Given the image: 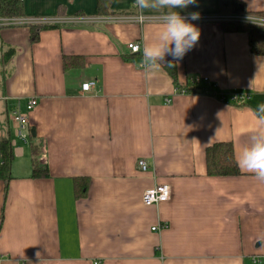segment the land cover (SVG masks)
<instances>
[{"label":"crops","instance_id":"obj_1","mask_svg":"<svg viewBox=\"0 0 264 264\" xmlns=\"http://www.w3.org/2000/svg\"><path fill=\"white\" fill-rule=\"evenodd\" d=\"M240 1L264 11V0ZM97 2L23 0V17L99 19L43 28L36 41L27 25L0 26V139L13 152L11 179H0V264H264V182L240 169L209 176L205 158L208 146L230 142L236 160L256 130L264 55L251 52L246 32L223 26L232 20H218L227 15L219 0H196L176 11L200 13L188 19L199 42L149 70L142 54L161 31L160 13L139 22L135 0H111L101 16ZM70 58L76 64L65 66ZM196 77L214 94L177 88ZM15 111L27 116L20 135ZM31 128L47 177H31ZM79 178L87 190L76 198ZM162 183L170 199L142 205V192Z\"/></svg>","mask_w":264,"mask_h":264},{"label":"trees","instance_id":"obj_2","mask_svg":"<svg viewBox=\"0 0 264 264\" xmlns=\"http://www.w3.org/2000/svg\"><path fill=\"white\" fill-rule=\"evenodd\" d=\"M111 0H98L97 11L98 15L106 16L110 14L107 10ZM219 14L227 15H246L253 14L264 17V11L252 12L246 10L243 2L240 0H219ZM23 0H0V17H23ZM56 25H30L31 41L38 39L39 31L43 28H49ZM227 30L246 32L248 43L252 53L264 55V28L258 25L244 23L240 21H231L223 23ZM74 60V59H73ZM72 58L64 59V65H75ZM171 65V66H170ZM166 68L171 74H174L172 64H167ZM182 92L194 93L201 91H212V86L204 81L199 83L187 82L182 88L177 85ZM214 94V93H213ZM29 142L32 151V172L31 177L42 178L48 176L47 167L41 165L38 161L40 154V141L36 138V133L33 128L28 133ZM206 172L209 176H228L237 175L240 173L236 163L233 147L230 142H218L208 146L205 150ZM13 161L12 146L9 138L0 139V179L8 184L11 179V164ZM87 190L86 179H76L74 183V196L79 198L84 195Z\"/></svg>","mask_w":264,"mask_h":264},{"label":"clouds","instance_id":"obj_3","mask_svg":"<svg viewBox=\"0 0 264 264\" xmlns=\"http://www.w3.org/2000/svg\"><path fill=\"white\" fill-rule=\"evenodd\" d=\"M195 3L196 0H135L134 7L140 10L137 20L142 22L146 19L143 15L145 11H157L162 22L157 39L146 44L143 49V61L147 69L160 67V61L166 55L182 59L199 42L200 30L176 11ZM189 16L191 20L200 19L199 12L190 13ZM258 113L261 114L258 116V126L237 155L236 163L242 172L254 174L258 181L264 182V104L259 105Z\"/></svg>","mask_w":264,"mask_h":264},{"label":"built area","instance_id":"obj_4","mask_svg":"<svg viewBox=\"0 0 264 264\" xmlns=\"http://www.w3.org/2000/svg\"><path fill=\"white\" fill-rule=\"evenodd\" d=\"M127 19V18H123ZM190 19V18H187ZM99 20L96 17H88V16H75L71 18H49V17H0V26H9V25H27L30 26L32 24L39 25H56L61 23H91ZM149 20V17H146L142 22ZM200 20V19H199ZM218 20H232V21H240L244 23L254 24L261 26L264 28V17L259 15H224L218 16ZM139 21V20H138ZM141 22V21H139ZM128 49L131 53H139L140 51V43L132 42L127 44ZM199 81H204L208 85H211V82L207 77H196L191 78L189 83H199ZM94 82L86 81L82 83L81 88L83 91H89L92 89ZM246 98L245 95L235 94L232 99L237 102H241ZM220 101H224V97H220ZM37 104V99L35 97H31L28 99L26 104V110L32 111L35 105ZM13 120L17 124L16 125V133L20 135L22 130L25 129L27 125V116L24 113H20L18 111L13 112ZM137 165L141 171L149 170V164L144 159H139L137 161ZM171 197V187L167 183L157 184L153 187L145 189L141 194V203L144 206H152L157 205L162 202H166ZM163 228L161 224H157L151 227L152 231H160ZM93 264H99L98 262H94Z\"/></svg>","mask_w":264,"mask_h":264}]
</instances>
